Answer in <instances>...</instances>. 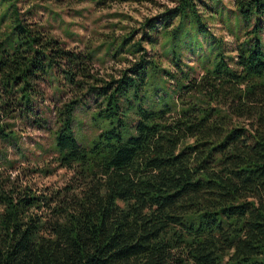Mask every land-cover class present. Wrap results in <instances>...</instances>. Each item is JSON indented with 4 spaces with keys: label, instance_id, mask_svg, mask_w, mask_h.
Wrapping results in <instances>:
<instances>
[{
    "label": "trees",
    "instance_id": "obj_1",
    "mask_svg": "<svg viewBox=\"0 0 264 264\" xmlns=\"http://www.w3.org/2000/svg\"><path fill=\"white\" fill-rule=\"evenodd\" d=\"M38 1L0 0V264H264V0H176L84 49L23 18ZM106 56L126 66L96 69ZM45 84L62 96L44 107ZM21 125L53 137L63 188L8 159Z\"/></svg>",
    "mask_w": 264,
    "mask_h": 264
},
{
    "label": "rangeland",
    "instance_id": "obj_2",
    "mask_svg": "<svg viewBox=\"0 0 264 264\" xmlns=\"http://www.w3.org/2000/svg\"><path fill=\"white\" fill-rule=\"evenodd\" d=\"M175 2L176 0H138L99 7L91 0L83 2L80 0H63L57 3L55 1L45 3L43 0H39L35 6L32 5L34 11L29 14L24 13V10H28L29 5L21 4V6L24 8V19L29 22L40 23L51 35L60 39L68 47L84 49L86 45L98 48L107 39H119L134 30H141L142 24L147 18L159 15L166 8L173 7ZM223 2L226 8L232 9V0H223ZM210 29L217 37L225 39L227 50L234 49L233 37L223 29L218 20L210 21ZM140 37L141 33L137 34L136 40ZM146 48L149 51L152 50L149 45H146ZM152 51L158 52L162 56L164 67H171L170 60L163 57L161 46H157ZM99 55V58L105 55L104 49L100 50ZM183 60L190 66L197 67V74H201L196 56L186 54ZM125 66V62L113 60L110 56H106L104 62L96 61L95 63L96 69H105L109 72H112V70L114 72L119 71ZM41 92L44 94V99H41L39 104H43L44 107L49 106L52 101L55 102L62 96L59 90L54 86H48V84L41 86ZM62 98L65 100L67 96L64 94ZM77 115L85 123L83 126L76 128V133L80 140L87 142L91 134L90 117L81 109L78 110ZM20 128L21 153L12 147H6L8 159L19 160L17 167L22 172L33 167L48 168L50 170V173H38L28 176L33 179L32 183L37 189L63 188L71 178V173L49 163L53 157V151L49 152L52 148L53 137L48 132L39 131L29 126L21 125ZM16 174L17 172L13 170L5 172L6 176H15Z\"/></svg>",
    "mask_w": 264,
    "mask_h": 264
}]
</instances>
